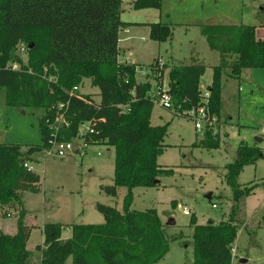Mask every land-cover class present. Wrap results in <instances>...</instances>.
<instances>
[{"label":"trees","instance_id":"obj_1","mask_svg":"<svg viewBox=\"0 0 264 264\" xmlns=\"http://www.w3.org/2000/svg\"><path fill=\"white\" fill-rule=\"evenodd\" d=\"M122 2L0 0V87L6 88V103L45 109L40 124L42 146L23 149L18 144L0 143V209L18 212L15 234L0 232V264H30L33 257L27 248L33 226L27 221L29 211L22 192H38L40 175L24 163L51 146L53 135L47 120L56 122L59 103L64 104L67 124L60 126L58 139L71 141L78 136L80 125L89 122L93 132L87 134L86 141L115 149L114 183L104 191L111 196L117 195L120 186L127 191L122 210L98 203L96 208L105 221L73 224L67 239H61L64 225L44 224L43 244L36 247L41 252L39 264H68L69 259L70 264H157L170 249L172 238L157 211L131 209L134 188L158 186L160 177L172 175L174 169L158 163L169 146L164 142L168 124L151 123V83L137 81L138 65L119 60L120 31L130 24H140L122 20ZM132 5L135 9H160L162 0H133ZM144 24L149 26L154 41L173 36L167 23ZM201 33L210 49L220 54L219 64L212 66L207 101L201 88L206 64L170 67L167 92L176 107L205 106L212 117L221 113L225 69L237 78L246 68H264V38L258 37L256 26L244 24H205ZM21 43L28 48L27 65L19 53ZM15 63L21 68H13ZM165 71L160 69L156 79L161 80ZM50 75L55 78L50 79ZM84 78L99 88V101L91 94L72 93ZM214 134V129L207 133L204 146L208 149L220 146ZM261 157L263 153L256 147L241 143L234 162L227 165L224 181L236 203L227 220H191L194 264H232L238 237L237 204L256 187L242 188L238 177L246 165L255 164Z\"/></svg>","mask_w":264,"mask_h":264},{"label":"rangeland","instance_id":"obj_2","mask_svg":"<svg viewBox=\"0 0 264 264\" xmlns=\"http://www.w3.org/2000/svg\"><path fill=\"white\" fill-rule=\"evenodd\" d=\"M132 1L123 0L121 18L141 23L124 33L131 39L120 43L121 59L122 63L138 65L137 81L151 83L153 91L168 88L170 67L195 62L208 65L201 78L202 89L211 83L212 66L219 64L220 54L210 49L201 33L202 25H254L257 35L264 37V0H162L160 9H135ZM149 22L169 24L173 36L163 42L152 40L150 28L144 24ZM27 49L26 44H20L24 65L28 64ZM11 66L21 68L17 63ZM160 69L166 71L158 80ZM78 87V93L91 94L96 101L100 100L99 88L90 79L84 78ZM5 98L6 88L0 87V143L18 144L23 149L42 146L40 124L45 109L9 105ZM212 118V125L206 123L205 129L198 131L192 117L154 102L152 125L168 124L164 142L169 146L158 157V163L173 168L174 173L160 177L158 186L134 188L131 209H155L172 238L168 253L157 264H194L191 220L207 223L229 218L236 203L224 177L241 143L256 147L263 157L255 164L246 165L238 177L242 188L256 187L237 204L238 237L234 243L237 257L233 264H242V258L249 260L245 264H264V68H246L237 78L225 69L221 113ZM213 129L217 132L213 137L220 146L208 149L204 141ZM31 162L33 170L40 175V190L22 192L24 205L29 210L27 221L35 226L27 243V248L34 252L30 264H39L41 260V252L36 247L43 243L44 224L64 225L61 239H67L72 235L73 224L105 221L96 208L98 203L123 209L126 187H118L116 196L104 191L105 186L114 183L113 146H89L84 157L77 153L59 157L40 152ZM184 209L190 214H185ZM17 219V210L0 209V232L14 234Z\"/></svg>","mask_w":264,"mask_h":264},{"label":"built area","instance_id":"obj_3","mask_svg":"<svg viewBox=\"0 0 264 264\" xmlns=\"http://www.w3.org/2000/svg\"><path fill=\"white\" fill-rule=\"evenodd\" d=\"M201 88H204L201 86ZM79 89L78 86H75L72 90V93H76ZM203 90V96L204 100L207 101V96H209V91L206 89ZM150 95L154 102H158L162 107L174 111L175 113H180L184 116L192 117L195 120V127L198 131H202L205 129V124H211L213 122V118L209 116V112L205 109V106H201L198 108H190V109H182V106L176 107L174 105L173 97L170 93L166 90H163V88L158 89L157 91H150ZM64 107L63 103H59L58 105V116L56 118V122L50 123L49 120H47V125L49 130L52 132L53 138L50 141V147L45 150L48 154H55L59 157H65L72 153L80 154L82 157H84L87 154V149L89 146L98 145V144H92L88 143L86 141V136L88 133H92L93 129L90 127L89 122L82 123L80 125L79 134L77 137L73 138L71 141H64L58 139V130L60 126L66 125L67 120L65 118V115L62 111ZM212 125V124H211ZM214 133H216V130H214ZM77 143V144H76ZM100 155L101 153L98 152ZM24 167H26L29 170H33V167L31 165V162H25ZM214 207L217 205L214 204ZM185 214H190V211L188 209H184ZM232 258L233 262L236 255V249L233 248L232 251ZM232 262V264H233Z\"/></svg>","mask_w":264,"mask_h":264},{"label":"crops","instance_id":"obj_4","mask_svg":"<svg viewBox=\"0 0 264 264\" xmlns=\"http://www.w3.org/2000/svg\"><path fill=\"white\" fill-rule=\"evenodd\" d=\"M121 17H122V14H121ZM123 20V19H122ZM127 22H131V23H141L140 21H127ZM139 24H130V25H128V26H126L125 28H123V30H121L120 31V33H119V47H120V43H121V41L122 42H124V41H128L129 39H131L130 37L131 36H129V35H125L124 33H128V32H130V30H131V28H133V26H138ZM258 31V30H257ZM126 33V34H127ZM259 37V36H258ZM261 38H264V37H261ZM121 58H123V57H121V54H120V50H119V60L120 61H122V59ZM124 60V59H123ZM193 60H196V58H193ZM202 86V85H201ZM203 87V86H202ZM32 163V162H31ZM32 165V164H31ZM33 167V166H32ZM26 208V207H25ZM27 209V208H26ZM28 210V209H27ZM29 211V210H28ZM35 227V226H34ZM33 227V228H34ZM32 228V229H33ZM32 231L33 230H31V233H32ZM16 232V231H15ZM5 233H7V231H5ZM15 234V233H14ZM13 235V234H12ZM31 236V235H30ZM30 239V238H29ZM44 241V240H43ZM28 243V242H27ZM41 244H43V243H41ZM30 250V249H29ZM32 251V250H31ZM33 252V251H32ZM33 257H34V252H33ZM248 262H249V260H248Z\"/></svg>","mask_w":264,"mask_h":264},{"label":"water","instance_id":"obj_5","mask_svg":"<svg viewBox=\"0 0 264 264\" xmlns=\"http://www.w3.org/2000/svg\"><path fill=\"white\" fill-rule=\"evenodd\" d=\"M211 196H212V195H209L208 197L211 198ZM208 223H213V221L210 220V221H208ZM240 262H241L242 264H245V263L248 262V259H247V258H242V259L240 260Z\"/></svg>","mask_w":264,"mask_h":264}]
</instances>
